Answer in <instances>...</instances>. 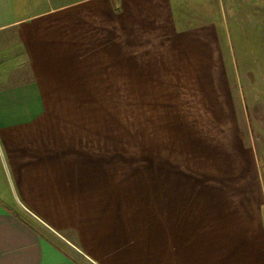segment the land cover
I'll use <instances>...</instances> for the list:
<instances>
[{
  "label": "crops",
  "instance_id": "1",
  "mask_svg": "<svg viewBox=\"0 0 264 264\" xmlns=\"http://www.w3.org/2000/svg\"><path fill=\"white\" fill-rule=\"evenodd\" d=\"M197 2L0 0V264H264L262 178L232 185L241 150L161 121L162 82L210 91Z\"/></svg>",
  "mask_w": 264,
  "mask_h": 264
},
{
  "label": "rangeland",
  "instance_id": "2",
  "mask_svg": "<svg viewBox=\"0 0 264 264\" xmlns=\"http://www.w3.org/2000/svg\"><path fill=\"white\" fill-rule=\"evenodd\" d=\"M207 1L204 14L197 10L202 5L199 2L185 11L190 12L194 19L201 13V20L209 24L199 36L210 44L215 57L208 67L210 81L205 83L210 85V91L203 88L204 92H198L199 98L188 87L183 88L191 83L162 82V98L168 105L161 121H169L166 118L172 117L195 123V127L208 134L206 136L211 135L209 137H217L221 141L224 139L227 144L241 150L247 175H250L242 182L235 179L229 183L249 188L250 185H258L256 179L262 178L264 185V0ZM164 85L168 89L172 85V89L178 92L171 90L172 93H169ZM143 89L145 93H150ZM201 96L207 97L208 102L211 100L209 104L202 102ZM136 98L131 99L130 105H134ZM122 100L126 102V99L116 97L115 104L122 105ZM152 100L145 99L141 104L143 109L136 103L131 112L132 115L140 108L142 118L150 123V128L159 125L154 122L160 121L156 116L150 117ZM174 107L179 112L184 109L192 112L194 116L190 117L194 118L175 110L169 111ZM135 117L132 115V120ZM164 126L166 124L162 122L161 130L167 135L169 130L166 132Z\"/></svg>",
  "mask_w": 264,
  "mask_h": 264
},
{
  "label": "water",
  "instance_id": "3",
  "mask_svg": "<svg viewBox=\"0 0 264 264\" xmlns=\"http://www.w3.org/2000/svg\"><path fill=\"white\" fill-rule=\"evenodd\" d=\"M69 245H71V244L69 243ZM71 246H72V245H71ZM72 247L75 248L74 246H72ZM75 249H76V248H75ZM77 251L80 252L78 249H77ZM86 258H87V257H86ZM87 260H88L90 263H92V264H96V263H94L92 260H90V259H88V258H87Z\"/></svg>",
  "mask_w": 264,
  "mask_h": 264
}]
</instances>
